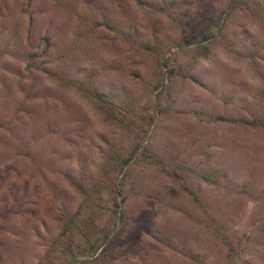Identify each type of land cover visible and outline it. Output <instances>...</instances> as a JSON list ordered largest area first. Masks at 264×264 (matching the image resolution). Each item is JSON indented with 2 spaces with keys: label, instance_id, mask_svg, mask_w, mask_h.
I'll return each mask as SVG.
<instances>
[{
  "label": "rangeland",
  "instance_id": "obj_1",
  "mask_svg": "<svg viewBox=\"0 0 264 264\" xmlns=\"http://www.w3.org/2000/svg\"><path fill=\"white\" fill-rule=\"evenodd\" d=\"M236 117L264 119V0H0V264H264Z\"/></svg>",
  "mask_w": 264,
  "mask_h": 264
},
{
  "label": "trees",
  "instance_id": "obj_2",
  "mask_svg": "<svg viewBox=\"0 0 264 264\" xmlns=\"http://www.w3.org/2000/svg\"><path fill=\"white\" fill-rule=\"evenodd\" d=\"M211 35H213V33L210 34V35H208L207 33H203V34H202V39H207V38H209V36H211ZM185 40H186V41H189L190 39L187 37V38H185ZM203 47L207 48V46H206L205 44L203 45ZM206 54H207V51H206ZM164 63H165V64L167 63V59L164 60ZM213 117H214L215 119H230V118H231V120H234V118H232V117H227V116H225V115H223V114H221V113H216L215 115H213ZM256 118H257V117H256ZM235 120L242 121V122H246V123H251V124H257V123H259V124H264V119H261V118H257V119H247V118H245V117H236ZM134 154H135V149H133L131 152H129V154H128L127 156L123 157V158L121 159L122 162L126 164L130 159L133 158ZM200 175H201L203 178H206V179H208V180L211 178V176H210L209 173H208V170H206V169H203V171H200ZM118 191H119V190H118ZM113 205H114L115 209L117 210L118 207H119V205H120V201L115 200L114 203H113ZM184 247H185V246H184ZM191 250H192L191 248H187V250L185 249L184 252H185L187 255H190V254L193 255V254H195L194 251H191Z\"/></svg>",
  "mask_w": 264,
  "mask_h": 264
}]
</instances>
